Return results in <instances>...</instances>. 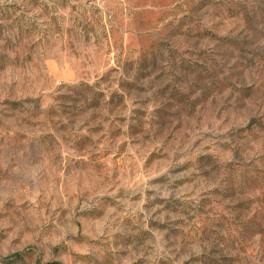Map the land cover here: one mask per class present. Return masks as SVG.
I'll use <instances>...</instances> for the list:
<instances>
[{
    "label": "rangeland",
    "instance_id": "obj_1",
    "mask_svg": "<svg viewBox=\"0 0 264 264\" xmlns=\"http://www.w3.org/2000/svg\"><path fill=\"white\" fill-rule=\"evenodd\" d=\"M0 264H264V0H0Z\"/></svg>",
    "mask_w": 264,
    "mask_h": 264
}]
</instances>
